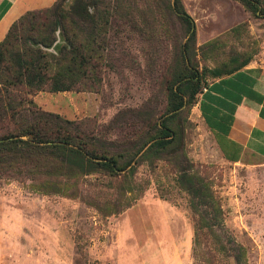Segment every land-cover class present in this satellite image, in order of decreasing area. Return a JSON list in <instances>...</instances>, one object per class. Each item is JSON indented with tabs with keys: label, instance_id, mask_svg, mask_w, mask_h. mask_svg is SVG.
Returning <instances> with one entry per match:
<instances>
[{
	"label": "rangeland",
	"instance_id": "1",
	"mask_svg": "<svg viewBox=\"0 0 264 264\" xmlns=\"http://www.w3.org/2000/svg\"><path fill=\"white\" fill-rule=\"evenodd\" d=\"M85 1L109 17L98 91L30 98L64 118L93 119L114 152H134L151 127L173 114L166 111L167 87L175 72L220 69L247 55L264 63V17L237 0H181L196 31L188 49L171 0ZM49 4L32 0L29 7ZM31 35L26 21L18 46H39ZM55 35L43 49L58 52L65 41L59 29ZM195 105L184 103L171 125L181 127L188 172L208 187L216 208L193 202L177 183L180 157L145 160L150 142L117 178L82 176L64 192L45 194L27 179L0 178V262L264 264V161L213 132Z\"/></svg>",
	"mask_w": 264,
	"mask_h": 264
},
{
	"label": "trees",
	"instance_id": "2",
	"mask_svg": "<svg viewBox=\"0 0 264 264\" xmlns=\"http://www.w3.org/2000/svg\"><path fill=\"white\" fill-rule=\"evenodd\" d=\"M63 1L55 0L50 7L25 12L0 41V178L27 179L33 189L45 194L64 192L82 176L99 173L117 178L150 142L143 154L145 160L180 157L183 164L177 183L193 202L194 199L210 202L216 208L208 187L199 184L197 176L188 172L182 129L171 123L184 103L196 104L208 77L231 74L249 64L252 57L234 58L220 69L204 67L201 72H175L167 87L166 111L173 114L163 118L159 126L151 127L134 152H114L99 139L93 119H67L40 109L30 98L42 91H98L100 87L108 14L91 11L85 0H73L68 8L63 7ZM171 1V8L186 27L188 49L196 41L193 21L181 0ZM237 1L252 14L264 17V0ZM97 4L96 0L92 2L94 6ZM50 14L55 18L51 20ZM26 21L32 41L39 44L37 47L18 46V34ZM58 29L64 44L57 53L43 49L54 43ZM128 169L131 172L133 167ZM198 232L196 224L197 237Z\"/></svg>",
	"mask_w": 264,
	"mask_h": 264
},
{
	"label": "crops",
	"instance_id": "3",
	"mask_svg": "<svg viewBox=\"0 0 264 264\" xmlns=\"http://www.w3.org/2000/svg\"><path fill=\"white\" fill-rule=\"evenodd\" d=\"M31 1L0 0V41L22 14L55 2L30 9ZM195 108L213 132L264 161V63L250 62L208 81L197 95Z\"/></svg>",
	"mask_w": 264,
	"mask_h": 264
},
{
	"label": "bare ground",
	"instance_id": "4",
	"mask_svg": "<svg viewBox=\"0 0 264 264\" xmlns=\"http://www.w3.org/2000/svg\"><path fill=\"white\" fill-rule=\"evenodd\" d=\"M196 12V11H195Z\"/></svg>",
	"mask_w": 264,
	"mask_h": 264
}]
</instances>
